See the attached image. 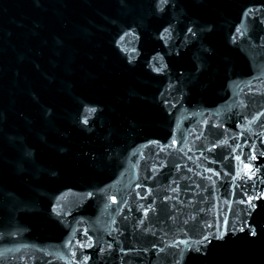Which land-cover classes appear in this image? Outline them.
I'll return each mask as SVG.
<instances>
[{
    "label": "water",
    "instance_id": "obj_1",
    "mask_svg": "<svg viewBox=\"0 0 264 264\" xmlns=\"http://www.w3.org/2000/svg\"><path fill=\"white\" fill-rule=\"evenodd\" d=\"M85 261L264 264V0H0V264Z\"/></svg>",
    "mask_w": 264,
    "mask_h": 264
},
{
    "label": "snow or ice",
    "instance_id": "obj_2",
    "mask_svg": "<svg viewBox=\"0 0 264 264\" xmlns=\"http://www.w3.org/2000/svg\"><path fill=\"white\" fill-rule=\"evenodd\" d=\"M167 2H168V0H159V3H160V4H165V3H167ZM188 31H189V32H192L193 30H192V28H189ZM237 31H239V29H238ZM93 111H94V109H93ZM236 159L239 160L240 157L237 156ZM252 159H255V157L253 156ZM244 167H245L246 169L249 168V166H248L247 164H245ZM89 195H91V194H89ZM113 203H115V199H114V198H113ZM241 231H244V229H241ZM248 231H249V234L252 235V236L257 235V233H256V231H255L254 228L249 227ZM217 238H219V237H217ZM205 240H207V237H205ZM196 251H199V249H197ZM83 264H86V261L83 262ZM177 264H179V261L177 262Z\"/></svg>",
    "mask_w": 264,
    "mask_h": 264
}]
</instances>
